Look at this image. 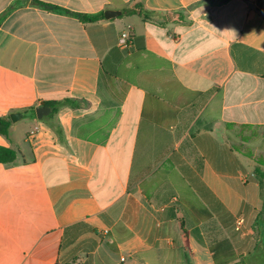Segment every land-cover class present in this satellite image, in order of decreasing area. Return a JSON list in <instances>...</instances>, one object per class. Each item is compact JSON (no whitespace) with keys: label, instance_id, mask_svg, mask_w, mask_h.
Masks as SVG:
<instances>
[{"label":"crops","instance_id":"crops-1","mask_svg":"<svg viewBox=\"0 0 264 264\" xmlns=\"http://www.w3.org/2000/svg\"><path fill=\"white\" fill-rule=\"evenodd\" d=\"M13 113L0 264H264V0H0Z\"/></svg>","mask_w":264,"mask_h":264},{"label":"trees","instance_id":"trees-1","mask_svg":"<svg viewBox=\"0 0 264 264\" xmlns=\"http://www.w3.org/2000/svg\"><path fill=\"white\" fill-rule=\"evenodd\" d=\"M53 10L56 12H63L66 14H69L71 16H73L74 18L78 19L79 22L81 23H93L96 22L100 19L103 18L102 15H82V14H76V13H71L69 11L66 10H62L60 8L57 7H53ZM70 103L69 99L64 98L61 101H49V102H44L41 104L42 107L44 108H50L51 109V113L44 117L43 119H45L47 122H49L50 120H52L53 115H55L58 110L63 107L66 106ZM33 111V110H32ZM10 119L8 117H0V135L1 136H7L8 135V130L10 127ZM51 128L55 131V133L57 135H60V130L57 126H54L53 124H50ZM249 141V138H242L241 139V145H239L238 147L233 146V149L241 154H243L245 157L248 158H252V155L250 153H245L244 151H242L241 146H243V143H247ZM19 152L15 151L13 149L10 148H6V147H1L0 146V163L1 164H9L14 162L17 159ZM254 162L257 164L258 167H264V163H262V161H260L257 158L253 159ZM264 222V211H261L255 220V229H257V232H259L260 230V223ZM225 249L227 250L226 246ZM217 253L216 251H213V256L215 257V261H216V255L214 254ZM218 264V261H216ZM234 264H246L244 259H240L238 262L234 263Z\"/></svg>","mask_w":264,"mask_h":264},{"label":"rangeland","instance_id":"rangeland-1","mask_svg":"<svg viewBox=\"0 0 264 264\" xmlns=\"http://www.w3.org/2000/svg\"><path fill=\"white\" fill-rule=\"evenodd\" d=\"M250 148L254 150L255 157L264 163V129L261 132H247Z\"/></svg>","mask_w":264,"mask_h":264},{"label":"water","instance_id":"water-1","mask_svg":"<svg viewBox=\"0 0 264 264\" xmlns=\"http://www.w3.org/2000/svg\"><path fill=\"white\" fill-rule=\"evenodd\" d=\"M119 15H120V12H115V11H106L104 13V17L106 19L115 18V17H118ZM49 112H50V109L44 108V107H39L35 110L36 117L38 119H42L43 116H47ZM20 118H21V115L17 113H13L9 116V119L12 123L17 122Z\"/></svg>","mask_w":264,"mask_h":264},{"label":"built area","instance_id":"built-area-1","mask_svg":"<svg viewBox=\"0 0 264 264\" xmlns=\"http://www.w3.org/2000/svg\"><path fill=\"white\" fill-rule=\"evenodd\" d=\"M131 45L130 36L127 33H122L119 38V46L123 49L129 48ZM244 223L243 218L239 217L235 223V230L239 231Z\"/></svg>","mask_w":264,"mask_h":264}]
</instances>
